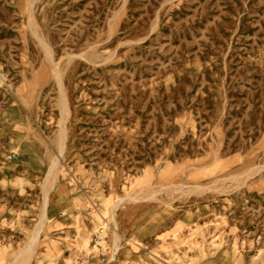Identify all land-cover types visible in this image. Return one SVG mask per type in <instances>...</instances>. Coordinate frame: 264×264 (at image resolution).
<instances>
[{
	"label": "rangeland",
	"instance_id": "374dc122",
	"mask_svg": "<svg viewBox=\"0 0 264 264\" xmlns=\"http://www.w3.org/2000/svg\"><path fill=\"white\" fill-rule=\"evenodd\" d=\"M128 196L157 264H264V0H0V264H143Z\"/></svg>",
	"mask_w": 264,
	"mask_h": 264
},
{
	"label": "bare ground",
	"instance_id": "6f19581e",
	"mask_svg": "<svg viewBox=\"0 0 264 264\" xmlns=\"http://www.w3.org/2000/svg\"><path fill=\"white\" fill-rule=\"evenodd\" d=\"M58 75V74H57ZM57 78H59L57 76ZM67 106L65 100H62L61 106H60V119L58 121V130H57V139L60 142V151H62L63 146L65 145V136H66V118H67ZM169 171V169H166ZM59 176V170L57 168V160L56 158H51V163L48 166L44 182L42 185V191L45 196V202L48 199V194L50 191L51 184L55 182V180ZM61 177L65 178V173L61 172ZM67 186V185H66ZM68 187V186H67ZM58 188L65 190V184L58 185ZM130 196L128 197H119L113 200L112 202H106L103 209H101L100 213H96L94 211L90 212L89 219L95 223L100 224L102 223V227L100 226L97 230L100 231V228L102 230L100 231V236L103 238V232L105 227H109L111 231V244H112V254L111 257L113 258L116 251L119 249L120 245L122 244V239H125V242L131 247L132 250H136L140 254L138 255L140 259L142 260L143 264H157L155 258H157L156 253L150 252L152 258H146L141 253L145 249V242H144V236L147 232H155L154 239L158 242V244L164 240L165 234L164 232H161V220L162 218H149L147 215H140L138 218L133 217V210L134 208H131L128 205V201L130 200ZM65 212V210L63 211ZM122 218L123 220H121ZM37 234V233H36ZM35 235L32 237V240L27 244L25 249L20 252V254L15 258L13 261V264H26L29 261L31 252L34 247V241H35ZM123 237V238H122ZM78 242L85 243L86 242V234L85 232L80 234V237L78 239ZM140 249V250H139ZM201 254H204V250L201 249ZM124 255L127 256L128 253L124 252ZM131 259V260H129ZM134 259L133 257L125 258V261L128 263L131 262H137L132 261ZM159 260V259H158ZM140 263V262H139ZM163 264V263H162Z\"/></svg>",
	"mask_w": 264,
	"mask_h": 264
}]
</instances>
